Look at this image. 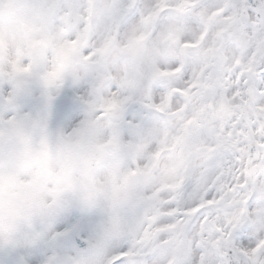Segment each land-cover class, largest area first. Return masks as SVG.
Returning a JSON list of instances; mask_svg holds the SVG:
<instances>
[{"label":"snow or ice","instance_id":"6c2138e0","mask_svg":"<svg viewBox=\"0 0 264 264\" xmlns=\"http://www.w3.org/2000/svg\"><path fill=\"white\" fill-rule=\"evenodd\" d=\"M0 264H264V0H0Z\"/></svg>","mask_w":264,"mask_h":264}]
</instances>
